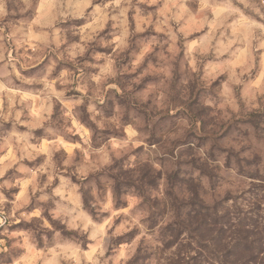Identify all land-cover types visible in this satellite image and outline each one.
Wrapping results in <instances>:
<instances>
[{"label":"rangeland","instance_id":"rangeland-1","mask_svg":"<svg viewBox=\"0 0 264 264\" xmlns=\"http://www.w3.org/2000/svg\"><path fill=\"white\" fill-rule=\"evenodd\" d=\"M248 175L264 0H0V264L198 263L185 208L264 220Z\"/></svg>","mask_w":264,"mask_h":264},{"label":"trees","instance_id":"trees-1","mask_svg":"<svg viewBox=\"0 0 264 264\" xmlns=\"http://www.w3.org/2000/svg\"><path fill=\"white\" fill-rule=\"evenodd\" d=\"M246 177L252 178V175ZM255 179L262 185L264 176ZM194 195V194H193ZM259 197L257 194L256 198ZM198 204L185 208L184 222L191 235L198 237L196 252H204V260L195 264H258L264 263V220L252 221V214H244L235 224L228 210V200L207 203L194 196ZM180 217L181 215H176ZM198 257V254L195 253Z\"/></svg>","mask_w":264,"mask_h":264}]
</instances>
